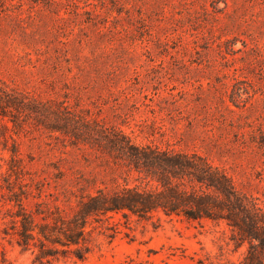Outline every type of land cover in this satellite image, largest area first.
<instances>
[{"label":"rangeland","instance_id":"obj_1","mask_svg":"<svg viewBox=\"0 0 264 264\" xmlns=\"http://www.w3.org/2000/svg\"><path fill=\"white\" fill-rule=\"evenodd\" d=\"M0 81L137 143L197 151L264 207V0H0ZM63 144L0 117V264H40L2 233L20 182L42 181L46 194L106 179L94 152ZM230 233L211 221L120 220L84 262L56 264H240L248 243Z\"/></svg>","mask_w":264,"mask_h":264},{"label":"trees","instance_id":"obj_2","mask_svg":"<svg viewBox=\"0 0 264 264\" xmlns=\"http://www.w3.org/2000/svg\"><path fill=\"white\" fill-rule=\"evenodd\" d=\"M84 114L66 101L41 99L0 81L1 119L13 126L34 124L63 145L90 150L106 171L105 180L80 176L56 193L45 194L37 181L20 182L10 194L13 206L2 233L33 262H84L97 236L111 238L120 220L127 225L164 216L224 223L237 246L248 243L240 264H264V207L239 191L225 169L197 151L137 143L120 127Z\"/></svg>","mask_w":264,"mask_h":264}]
</instances>
